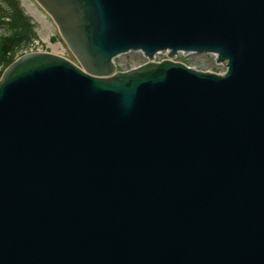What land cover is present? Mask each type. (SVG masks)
Returning <instances> with one entry per match:
<instances>
[{
  "label": "water",
  "instance_id": "1",
  "mask_svg": "<svg viewBox=\"0 0 264 264\" xmlns=\"http://www.w3.org/2000/svg\"><path fill=\"white\" fill-rule=\"evenodd\" d=\"M36 1L80 66L0 77V264H264V0ZM166 50L226 71H114Z\"/></svg>",
  "mask_w": 264,
  "mask_h": 264
},
{
  "label": "rangeland",
  "instance_id": "2",
  "mask_svg": "<svg viewBox=\"0 0 264 264\" xmlns=\"http://www.w3.org/2000/svg\"><path fill=\"white\" fill-rule=\"evenodd\" d=\"M20 4L26 14H28L32 21L35 22V31L37 34L38 45H29L27 48H21L17 51L16 56H20L24 52L38 47L40 44L43 47H48L58 50H66L72 61L76 62L69 53L65 43L61 39L57 27L55 26L49 15L42 9V7L35 0H19ZM4 30L0 27V35L4 34ZM64 50V51H65ZM184 57V56H183ZM179 60L186 62L194 68H199L203 71L218 72L222 70L223 66L216 63L213 56L207 53H191L188 56ZM114 62L118 70H128L145 62L144 56L141 52L132 51L118 55L114 58ZM0 60V76L5 67Z\"/></svg>",
  "mask_w": 264,
  "mask_h": 264
},
{
  "label": "trees",
  "instance_id": "3",
  "mask_svg": "<svg viewBox=\"0 0 264 264\" xmlns=\"http://www.w3.org/2000/svg\"><path fill=\"white\" fill-rule=\"evenodd\" d=\"M0 60L9 65L18 50L36 39L35 24L24 12L19 0H0Z\"/></svg>",
  "mask_w": 264,
  "mask_h": 264
}]
</instances>
